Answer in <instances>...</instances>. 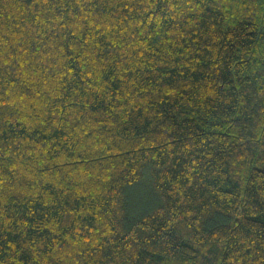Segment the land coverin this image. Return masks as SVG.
<instances>
[{
    "label": "trees",
    "instance_id": "obj_1",
    "mask_svg": "<svg viewBox=\"0 0 264 264\" xmlns=\"http://www.w3.org/2000/svg\"><path fill=\"white\" fill-rule=\"evenodd\" d=\"M0 264H264V0H0Z\"/></svg>",
    "mask_w": 264,
    "mask_h": 264
}]
</instances>
